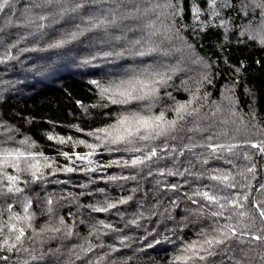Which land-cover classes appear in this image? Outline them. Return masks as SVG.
<instances>
[{
    "label": "trees",
    "instance_id": "trees-1",
    "mask_svg": "<svg viewBox=\"0 0 264 264\" xmlns=\"http://www.w3.org/2000/svg\"><path fill=\"white\" fill-rule=\"evenodd\" d=\"M89 17L115 23L85 30ZM125 89L155 95L112 103ZM161 113L136 133L133 114ZM261 148L264 0H11L0 11V264H264Z\"/></svg>",
    "mask_w": 264,
    "mask_h": 264
},
{
    "label": "snow or ice",
    "instance_id": "snow-or-ice-1",
    "mask_svg": "<svg viewBox=\"0 0 264 264\" xmlns=\"http://www.w3.org/2000/svg\"><path fill=\"white\" fill-rule=\"evenodd\" d=\"M10 2L11 0H0V11H3L5 9L6 6L10 5ZM52 0H47V3H51ZM83 4H77L75 8L73 9H65L64 11L67 12V11H76L77 9H79L80 7H82ZM39 19H44V17H39ZM109 23H112L114 24L115 23V18L112 20V21H107V20H101L99 22H95L93 20V18L89 17L88 19V24H89V28L88 29H85V30H91L93 28H106L107 25ZM83 32V30H78L76 32H72L69 34L70 38L71 39H76L79 35H81ZM119 39V38H117ZM68 41L67 40H59L55 45H50V47H60L62 45H64L65 43H67ZM137 43H139V41H137ZM141 55H143V53H140ZM105 55H108L107 53ZM94 59V57H93ZM90 61H85V63H88ZM93 83H96V81H93ZM121 84L125 83L124 81H121L120 82ZM109 91L108 88H103L102 89V93L103 92H107ZM120 96L123 97V99L121 100H115L113 99L112 100V103H121V104H127V103H130L132 101H145V100H148L150 99L151 97H153L155 95V89H153L152 91L150 92H144L143 94H133L132 91H129L127 89L121 91L120 93ZM151 107V105H149V108ZM177 111H180V109H177ZM133 119H135V123L137 125L136 127V133H140L141 129H149V128H159L160 127V124L158 123H155L157 121L159 122H162L163 120V113H161L160 116L158 117H146V116H141V115H138V114H133ZM128 118L126 117L125 120H127ZM121 123H124V120L121 121ZM175 128V122H169V130L171 129H174ZM167 132L166 130H161L159 132H157V135H166ZM128 135H132V131L131 129L128 130ZM125 136H117L116 138H114L111 143L113 144H117V143H120L122 141L125 140ZM140 139L142 140H148L150 139V136L149 135H141L139 137ZM89 147H95V146H92L90 145ZM185 147H194V145H186ZM219 147H223V146H219ZM234 147V146H233ZM252 147H258V145H255L253 144ZM261 151H264V148H261ZM9 155H12V153H9ZM16 157H17V160H19L20 157H23L25 154L23 152H20L19 150H17V152L15 153ZM28 155H32V153H29ZM91 155V153L89 154ZM154 157H157V150L155 148L151 149L150 150V154L149 155H146L143 159H141L140 157H136L135 159H132L131 160V167H136L138 165H146V163L148 161H151ZM83 159V157L81 158ZM113 163H119V161H113ZM125 164H127V162H125ZM14 167H18V163H14L13 164ZM67 171H72V169H67ZM251 171V169L249 170ZM33 175H35V173H33ZM9 180L11 181H15V177H8ZM117 179H135V177H109V180H117ZM212 179H224V180H227L228 177H212ZM171 189L175 190L178 188V185H170L169 186ZM9 191H12V189L10 188ZM15 191H20V189H15ZM135 191V189L133 190ZM195 195H198V196H201L203 197L204 199L208 200L209 202H213L216 200V197L214 196H211L209 195L208 192H199L197 191L195 193ZM132 197H128L127 199H121L119 201L120 204H125L128 202V200H131ZM49 203H51V200H49ZM116 207V204H113V203H107V205L105 207H94L93 210L94 211H98V212H107L109 211L110 209L112 208H115ZM221 207H223V205H221ZM50 210V209H49ZM212 215H222V213H212ZM261 216H264V212H261ZM101 224H103V221L100 222ZM131 223L135 224L137 223L135 220H133ZM106 227H111V225H106ZM230 227V226H228ZM20 235L16 236V240L19 241L21 236H23L24 234V231L23 229H20ZM235 234V231L233 230V235ZM227 238V237H225ZM162 239H167V237H162ZM257 239H260V237H257ZM224 241L223 240H205L204 243L207 244L209 246V248H211V246L213 245V243H216V244H221L223 243ZM195 247L194 244H188L185 246L184 248V251L185 252H188L189 250L193 249ZM11 250V248L9 249ZM212 255H215L214 252H211V251H208V256H212ZM196 256V253L193 252V256H177L175 257L176 260H184L185 262L188 261V260H192L194 257ZM199 259L200 260H205L206 257L205 256H199Z\"/></svg>",
    "mask_w": 264,
    "mask_h": 264
}]
</instances>
